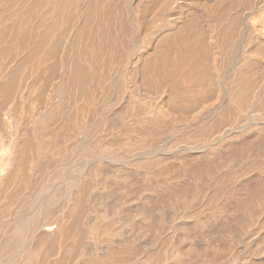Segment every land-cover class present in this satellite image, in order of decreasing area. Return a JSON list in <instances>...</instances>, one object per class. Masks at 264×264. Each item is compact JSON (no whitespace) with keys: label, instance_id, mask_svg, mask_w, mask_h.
I'll return each instance as SVG.
<instances>
[{"label":"bare ground","instance_id":"obj_1","mask_svg":"<svg viewBox=\"0 0 264 264\" xmlns=\"http://www.w3.org/2000/svg\"><path fill=\"white\" fill-rule=\"evenodd\" d=\"M0 264H264L258 0H0Z\"/></svg>","mask_w":264,"mask_h":264},{"label":"rangeland","instance_id":"obj_2","mask_svg":"<svg viewBox=\"0 0 264 264\" xmlns=\"http://www.w3.org/2000/svg\"><path fill=\"white\" fill-rule=\"evenodd\" d=\"M258 1H259V5H262V7L264 8V5H263L264 1L263 0H258ZM147 45H148V47H153V45H151V44H147ZM143 53H145V50H143L141 48H138L135 50V53L132 56V63L130 65L129 71H128V82H129V85L131 87V91L137 96H143L145 93L143 88H142V83L144 80L143 73L140 71L141 69H140L139 64H138V61L142 57ZM220 78H221L220 81L223 82L224 81L223 76ZM221 88H222V85H221ZM166 95H167V93H165V92L159 93L158 95L155 96V100H157L160 103H164L165 99H163V97Z\"/></svg>","mask_w":264,"mask_h":264}]
</instances>
